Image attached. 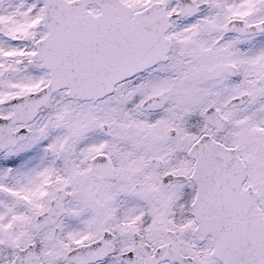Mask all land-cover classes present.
<instances>
[{"label":"snow or ice","instance_id":"1","mask_svg":"<svg viewBox=\"0 0 264 264\" xmlns=\"http://www.w3.org/2000/svg\"><path fill=\"white\" fill-rule=\"evenodd\" d=\"M0 264H264V0H0Z\"/></svg>","mask_w":264,"mask_h":264}]
</instances>
